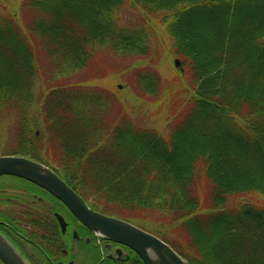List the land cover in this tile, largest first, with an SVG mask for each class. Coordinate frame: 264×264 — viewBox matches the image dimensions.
Listing matches in <instances>:
<instances>
[{
  "label": "trees",
  "instance_id": "obj_1",
  "mask_svg": "<svg viewBox=\"0 0 264 264\" xmlns=\"http://www.w3.org/2000/svg\"><path fill=\"white\" fill-rule=\"evenodd\" d=\"M133 6L160 20L188 81L173 92L166 138L124 112L114 120L106 96L72 81L97 48L148 54L145 34L121 21ZM22 7L27 21L16 7L0 10V136L14 138L5 154L47 165L94 210L154 234L187 264H264V0ZM37 44L57 80L49 87ZM133 70L143 95H160L151 63Z\"/></svg>",
  "mask_w": 264,
  "mask_h": 264
},
{
  "label": "rangeland",
  "instance_id": "obj_2",
  "mask_svg": "<svg viewBox=\"0 0 264 264\" xmlns=\"http://www.w3.org/2000/svg\"><path fill=\"white\" fill-rule=\"evenodd\" d=\"M21 4L23 5V0H0V10L6 6L16 7L20 18L27 21L31 16L24 12ZM121 14V21L126 28L142 31L145 34L149 48L148 54L134 59L116 55L105 48H97L88 66L73 75L72 81L73 83H88L89 86L86 85V89L106 96L107 113L114 120L124 112L137 125L153 129L166 138L175 98L173 92L178 89L177 85L188 82L185 80L186 75L183 72L181 60L172 54L171 41L156 15L144 13L137 6L124 8ZM36 53L38 79L45 82L46 87H49L57 80L50 79L49 60L43 46L37 44ZM175 59L179 60L178 66L174 65ZM149 63L152 64V67L163 81L162 87H160V90H162L160 95H143L137 88L133 69L145 67ZM132 65H134V68H132ZM35 131L39 133V130L36 129ZM12 136V133L6 132V130L1 132L0 154L10 152L12 148L11 140L14 139ZM40 139L38 143L41 146L44 139L42 137ZM48 146H46V149L49 150ZM43 147L45 146L43 145ZM253 196L255 198H246L245 201L257 202L258 197Z\"/></svg>",
  "mask_w": 264,
  "mask_h": 264
},
{
  "label": "flooded vegetation",
  "instance_id": "obj_3",
  "mask_svg": "<svg viewBox=\"0 0 264 264\" xmlns=\"http://www.w3.org/2000/svg\"><path fill=\"white\" fill-rule=\"evenodd\" d=\"M0 233L29 264H144L133 250L91 232L62 201L19 176H0Z\"/></svg>",
  "mask_w": 264,
  "mask_h": 264
},
{
  "label": "water",
  "instance_id": "obj_4",
  "mask_svg": "<svg viewBox=\"0 0 264 264\" xmlns=\"http://www.w3.org/2000/svg\"><path fill=\"white\" fill-rule=\"evenodd\" d=\"M174 65H179L178 59L174 60ZM1 175L23 177L42 187L62 201L91 232L130 248L144 264H186L169 244L154 234L128 221L91 209L51 168L40 162L23 156L0 155ZM0 260L4 264H29L1 233Z\"/></svg>",
  "mask_w": 264,
  "mask_h": 264
}]
</instances>
